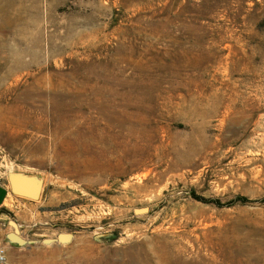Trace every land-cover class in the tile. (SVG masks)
<instances>
[{"label":"rangeland","instance_id":"374dc122","mask_svg":"<svg viewBox=\"0 0 264 264\" xmlns=\"http://www.w3.org/2000/svg\"><path fill=\"white\" fill-rule=\"evenodd\" d=\"M0 111L6 264H264V0H0Z\"/></svg>","mask_w":264,"mask_h":264},{"label":"water","instance_id":"95a60500","mask_svg":"<svg viewBox=\"0 0 264 264\" xmlns=\"http://www.w3.org/2000/svg\"><path fill=\"white\" fill-rule=\"evenodd\" d=\"M9 183L13 194L29 198L32 200H38L41 197L43 191V182L39 179L24 175L21 173H11L9 176ZM147 211V209H142ZM10 225L13 227V231L7 235V240L11 244L26 245L33 243V241L26 240L19 231V227L16 221H10ZM73 239L71 233H61L56 239L47 238L44 239V243L51 244L54 242H69Z\"/></svg>","mask_w":264,"mask_h":264},{"label":"crops","instance_id":"0c3cea01","mask_svg":"<svg viewBox=\"0 0 264 264\" xmlns=\"http://www.w3.org/2000/svg\"><path fill=\"white\" fill-rule=\"evenodd\" d=\"M24 197L15 195L12 193L11 191V186L8 183H0V207H3L6 205L7 201H12L15 205L13 206L14 208L19 207L18 205L21 203V201L19 199H23ZM11 210V208H9ZM1 219V216H0ZM2 223H0V242L3 243V245H5V247L8 250H12L14 244L9 243V241L7 240V235L9 233V231L5 230V228H3V225H1ZM5 242V243H4Z\"/></svg>","mask_w":264,"mask_h":264},{"label":"trees","instance_id":"16d2710c","mask_svg":"<svg viewBox=\"0 0 264 264\" xmlns=\"http://www.w3.org/2000/svg\"><path fill=\"white\" fill-rule=\"evenodd\" d=\"M196 199L205 203H215L217 205H221V202L219 200H208L206 198H203L201 196H196ZM234 201H240L242 203H246L248 202V199L246 197L240 196L237 199H235Z\"/></svg>","mask_w":264,"mask_h":264},{"label":"built area","instance_id":"2783aa9c","mask_svg":"<svg viewBox=\"0 0 264 264\" xmlns=\"http://www.w3.org/2000/svg\"><path fill=\"white\" fill-rule=\"evenodd\" d=\"M7 261V250L4 246L0 245V264H6Z\"/></svg>","mask_w":264,"mask_h":264},{"label":"bare ground","instance_id":"6f19581e","mask_svg":"<svg viewBox=\"0 0 264 264\" xmlns=\"http://www.w3.org/2000/svg\"><path fill=\"white\" fill-rule=\"evenodd\" d=\"M50 78V77H49ZM46 84V83H45ZM50 84V83H49ZM45 86V85H44ZM52 90V89H51ZM53 101V100H52ZM1 112V111H0ZM170 248H171V246H170ZM151 251V250H150ZM172 251V250H171ZM158 253V252H157ZM154 254V253H153ZM157 261V260H156ZM148 263V262H147ZM157 263V262H156ZM164 264V263H163Z\"/></svg>","mask_w":264,"mask_h":264}]
</instances>
